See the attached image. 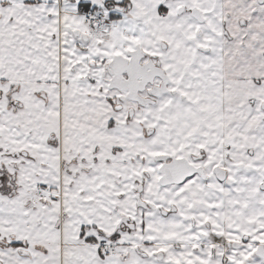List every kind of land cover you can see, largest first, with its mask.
I'll return each mask as SVG.
<instances>
[{
  "label": "snow or ice",
  "instance_id": "snow-or-ice-1",
  "mask_svg": "<svg viewBox=\"0 0 264 264\" xmlns=\"http://www.w3.org/2000/svg\"><path fill=\"white\" fill-rule=\"evenodd\" d=\"M0 264H264V0H0Z\"/></svg>",
  "mask_w": 264,
  "mask_h": 264
}]
</instances>
